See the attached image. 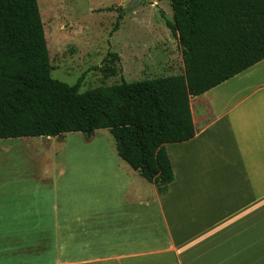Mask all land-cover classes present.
Here are the masks:
<instances>
[{"label":"crops","instance_id":"0c3cea01","mask_svg":"<svg viewBox=\"0 0 264 264\" xmlns=\"http://www.w3.org/2000/svg\"><path fill=\"white\" fill-rule=\"evenodd\" d=\"M189 105L162 195L103 148L63 152L50 181L0 178V264H264V59Z\"/></svg>","mask_w":264,"mask_h":264},{"label":"trees","instance_id":"16d2710c","mask_svg":"<svg viewBox=\"0 0 264 264\" xmlns=\"http://www.w3.org/2000/svg\"><path fill=\"white\" fill-rule=\"evenodd\" d=\"M170 7L166 26L181 47L182 73L79 92L81 78L69 85L51 77L37 0H0V139L80 132L89 140L107 129L118 156L166 193L174 174L165 144L196 133L190 99L264 59V0H170Z\"/></svg>","mask_w":264,"mask_h":264},{"label":"rangeland","instance_id":"374dc122","mask_svg":"<svg viewBox=\"0 0 264 264\" xmlns=\"http://www.w3.org/2000/svg\"><path fill=\"white\" fill-rule=\"evenodd\" d=\"M131 1L37 0L53 67L51 77L69 85L81 78L82 92L122 79L132 82L182 73L181 47L166 26L172 22L170 0L136 5ZM119 14L118 30L111 33ZM46 138L0 139V148L15 146L0 153V178L50 181L62 164L61 154L70 149L103 148L116 153L107 129L95 131L89 140L80 132Z\"/></svg>","mask_w":264,"mask_h":264},{"label":"water","instance_id":"95a60500","mask_svg":"<svg viewBox=\"0 0 264 264\" xmlns=\"http://www.w3.org/2000/svg\"><path fill=\"white\" fill-rule=\"evenodd\" d=\"M145 1V0H132L131 2L136 5L139 4L140 2ZM49 138V137H48Z\"/></svg>","mask_w":264,"mask_h":264}]
</instances>
